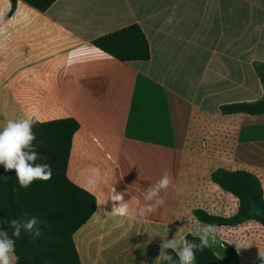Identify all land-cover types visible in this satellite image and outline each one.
<instances>
[{
  "label": "crops",
  "instance_id": "crops-1",
  "mask_svg": "<svg viewBox=\"0 0 264 264\" xmlns=\"http://www.w3.org/2000/svg\"><path fill=\"white\" fill-rule=\"evenodd\" d=\"M12 9L0 0V127L28 115L79 122L68 175L98 200L74 235L82 264H163L162 238L200 236L197 211L237 214L238 198L213 178L219 170L252 174L264 199V114L222 110L264 100V0H58L43 14ZM131 25L144 31L149 61L122 64L84 47ZM131 71L177 97L165 106L178 118L169 132L163 102L135 95ZM165 171L181 193L162 192L165 204L146 217L112 214L114 188L136 209ZM255 223L245 226L258 230ZM228 245L242 264L264 258L263 244L241 238L214 233L207 244L222 259Z\"/></svg>",
  "mask_w": 264,
  "mask_h": 264
},
{
  "label": "trees",
  "instance_id": "trees-1",
  "mask_svg": "<svg viewBox=\"0 0 264 264\" xmlns=\"http://www.w3.org/2000/svg\"><path fill=\"white\" fill-rule=\"evenodd\" d=\"M56 1L58 0H12L11 14H14L17 3L43 14ZM92 44L122 64L149 61L151 58L150 44L139 25H131L101 37ZM259 73L264 83V66L259 67ZM131 79L137 84L135 95L140 89L151 99L157 98L159 102H163L161 120L164 131L169 132L171 123H177L178 118L165 106H171L172 100L177 97L134 71H131ZM13 91L16 93L15 88ZM149 105L153 110L154 104ZM222 110L229 114L247 113L260 116L264 114V100L224 106ZM79 129V122L73 118L35 119L33 131L37 139L34 144L36 151L44 158L38 162L52 166V177L48 181L37 180L26 189L20 188L15 173H5L0 166V221L5 222L0 224V228L7 230L11 236L13 229L6 221L13 218L26 219L24 213L28 217L36 216L42 221L39 225L42 231L40 237L33 238L24 231L19 238L12 237L15 239V251L19 257L18 264H82L74 235L97 211L98 200L91 192L74 183L68 175L74 137ZM175 130L177 131L176 128ZM213 178L224 190L238 198V212L233 216H215L197 211L198 220L215 225V234L264 245V199L258 180L248 172L226 170L217 171ZM257 209L261 214H258ZM252 221L259 225L258 230L245 226ZM185 240L199 243V236L188 233ZM228 249L227 258L222 259L206 246L203 251H196L194 264H242L236 249L229 245ZM166 253L173 257V261H178L176 252L166 249ZM163 264L171 262L164 261ZM256 264H264V258Z\"/></svg>",
  "mask_w": 264,
  "mask_h": 264
},
{
  "label": "clouds",
  "instance_id": "clouds-1",
  "mask_svg": "<svg viewBox=\"0 0 264 264\" xmlns=\"http://www.w3.org/2000/svg\"><path fill=\"white\" fill-rule=\"evenodd\" d=\"M84 47L92 52L107 55L90 43ZM33 125V117L28 115L8 120L3 127H0V166L3 167L5 173L14 172L19 187L24 189L37 180L48 181L52 177L51 164L38 162L44 158L36 151L34 142L37 137L33 131ZM169 188L174 189L177 193L183 191L179 185L174 184L171 174L165 171L154 184L144 190L143 199L146 203L131 210L125 201V193L114 188L111 195V212L116 216L130 219L146 217L165 204L161 193H167ZM23 216L27 218H13L6 221L7 225L13 229L11 236L7 230L0 228V264H18L19 257L15 251V239L12 237L19 238L22 231L32 235L33 238L42 235L39 227L42 221L36 216L28 217L27 213H24ZM3 223L5 222L0 221V224ZM215 231V225L203 224L200 228L199 243L172 237L171 239L162 238L158 247L161 253H164L165 249L176 252L178 261H173V257L167 253L163 255L164 260L171 264H194L196 251H203L208 244L209 237Z\"/></svg>",
  "mask_w": 264,
  "mask_h": 264
},
{
  "label": "rangeland",
  "instance_id": "rangeland-1",
  "mask_svg": "<svg viewBox=\"0 0 264 264\" xmlns=\"http://www.w3.org/2000/svg\"><path fill=\"white\" fill-rule=\"evenodd\" d=\"M51 29H52V30H55L56 28L52 27Z\"/></svg>",
  "mask_w": 264,
  "mask_h": 264
}]
</instances>
